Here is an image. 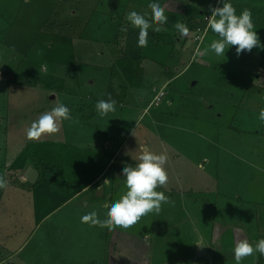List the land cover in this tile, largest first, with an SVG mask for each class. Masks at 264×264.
<instances>
[{
    "label": "rangeland",
    "instance_id": "1",
    "mask_svg": "<svg viewBox=\"0 0 264 264\" xmlns=\"http://www.w3.org/2000/svg\"><path fill=\"white\" fill-rule=\"evenodd\" d=\"M198 1L166 4V14L177 17H171L165 29L177 33V21L190 29L187 36H178L181 50L174 51L177 43L158 57L156 44L138 50L133 45L128 51H114L118 61L113 64L110 55L97 58L102 52L93 42L92 30L106 28L101 33L110 34L112 8L115 14H128L132 0H0V175L8 186L19 185L20 166L37 167L38 159L69 197L73 184L83 187L110 162L106 174L108 179L117 175L113 195L118 199L127 190L122 168L134 164L143 148L169 157V182L157 189L169 202L129 229L112 228L108 243L107 226L81 222L83 215L94 211L93 205L83 212H77L75 204L68 208L70 221L75 220L68 236L79 242L68 247V256H60L67 264H105L106 253V264H236L234 248L239 240L264 238V121L258 119L264 108V0H232L238 15L251 10L261 41L251 50L256 52V70L260 69L251 78L245 72L253 63L252 58L246 61L251 51L238 55V46H232L225 55L216 56L210 50L219 37L211 30L205 32L208 17L212 7L222 5L219 0ZM142 12L151 14L147 9ZM95 14H101L100 19H93ZM138 34L136 28L134 44ZM73 36L78 48L70 39ZM189 53L194 67L173 78L179 61ZM150 59L165 65L158 68ZM145 60L150 61L141 67ZM204 61L212 65L210 70L207 65V71L201 68ZM100 64L105 65V74L97 71ZM234 75L238 83L229 78ZM167 78L172 80L162 89ZM99 94L116 101L115 112L106 117L97 114ZM60 103L71 109L72 118L79 111L87 115L79 116L82 122L77 124L73 119L60 120L58 132L29 140L32 122ZM104 138L112 142L110 154L104 151ZM250 155L256 159L240 161ZM48 186L53 189L56 184ZM3 192L0 207L10 196L14 200L12 192ZM17 203L23 214L31 204L26 199ZM9 208H4L3 217L9 215ZM96 213L103 220L104 213ZM44 244L45 238L39 246ZM200 246L207 256L196 259ZM241 264H264V255L248 256Z\"/></svg>",
    "mask_w": 264,
    "mask_h": 264
},
{
    "label": "crops",
    "instance_id": "2",
    "mask_svg": "<svg viewBox=\"0 0 264 264\" xmlns=\"http://www.w3.org/2000/svg\"><path fill=\"white\" fill-rule=\"evenodd\" d=\"M101 1L103 0H100V2ZM61 2L63 3V0H61ZM160 2L162 6H164L166 9L167 3L169 2L177 3V0H160ZM198 2H200L201 4L202 2L204 3V0L202 1L199 0ZM150 3H151V0H132L130 4L132 5V8L128 10L129 11L135 10L138 12H142V10H145V9L151 10V8L149 7ZM206 3H209V2L206 1ZM114 10H115V6L112 8L113 13H114ZM112 12L111 14H109L110 12L108 11L106 13V14H109L110 19H111V26L109 27L110 34L101 33L100 30H106V28L101 29L100 27L99 28L93 27V30H92V34L96 32L95 33L96 36H94L95 38L93 42L100 45L99 50L102 52L100 53V55H97V58L99 57L100 58L99 60H101L103 59L104 56L110 55L109 61L111 63H113L116 60L118 61V58L114 59L112 55L114 51H123V52L128 51L130 50L131 46L133 45L137 46V39H138V36L136 35V44H134L132 38H134L136 28L130 25L129 22L127 21L126 19L127 14L118 15L115 13L112 14ZM73 13L77 14L76 11H74ZM94 13H96V11H94ZM100 15L101 14H95L93 16V19H100ZM166 15L169 17V22L166 24H162V25H158L155 21H151V14H147L146 16V18H148L151 21V27L149 28V35H148V43H149V46L155 45V44L157 45L156 50L158 51L156 52L158 54V57L161 55L160 52L168 50L169 47L170 49L173 48L174 45H176L177 43H178V48L177 47L173 48L174 51H176L177 49L178 50L182 49L181 42H180L181 40L178 37L179 34L176 32L172 33L170 30H168V28L165 29V27H167L172 21L171 17L175 18L177 16H174L172 14H166ZM102 17H105V15ZM119 17L123 18L122 21L119 20ZM88 27H89V24L86 27V31ZM157 27L159 28V31L154 30ZM115 32H116V36L113 37L112 35ZM84 33L85 32H83V34ZM99 35L103 37H100ZM108 35H111V37L107 38ZM121 36L122 38H120ZM166 38L169 40H167ZM70 39L73 40L74 48H78L76 46L77 42H75L77 40L76 37L73 36ZM82 39L83 38L80 37V40ZM103 43H105L106 46H104ZM147 47L148 45L146 46V48ZM138 49L139 47H137V50ZM107 52L109 53L107 54ZM183 57L187 59L183 58L184 60L183 62L179 61L178 67H177V74L173 78H176V77L180 78L184 76L186 73L189 72V70H191L194 67V64L191 60L192 58L191 53L188 54V57H185V56ZM246 58H247L246 61H249L250 58L253 59L251 68L249 69L246 68L245 70V72L248 75V78H251L256 74V71L258 72V70H260L259 68L256 70L255 50L249 52ZM150 60L153 62L152 65L153 66L157 65L158 68H162L163 65H165V63L161 62L160 59L157 61L156 59H150ZM150 60H145L141 64V67H144V63ZM186 61L188 62L187 64H185ZM173 65L175 66L176 64L174 63ZM206 65H207V69L210 70L212 65L208 64L205 61L201 65V68L206 70L205 68ZM97 67H98L97 68L98 72H100L101 74H105V69H106L105 65L100 64ZM202 69L198 68L197 72H201ZM110 78H112V75H110ZM229 78L232 79L231 81L233 83H238L237 76L235 75L229 76ZM171 80L172 78L165 79V85L162 87V89L165 88L166 84H168ZM260 81H261V78L260 80H258V82ZM198 82L199 80H196L195 84H197ZM110 83H112V81H110ZM114 89L116 93L118 91V85ZM114 89H112L113 93H114ZM110 94L111 93L109 92L107 95H110ZM118 94L116 93V95ZM107 95L102 96L101 94H99L98 96H95V99L96 100H99L101 98L105 99ZM229 96H231L232 98L235 97V95L230 91H229ZM115 97L116 96L113 95V98ZM76 113L78 115H76L72 119L74 123L76 124L81 123L82 119L79 116H82L83 113L85 114L86 111L85 112L79 111V113L78 112ZM89 124H92V122H90ZM93 124H95L94 120H93ZM103 140H104L103 142L104 151L110 154V151H112V142L111 140H108L107 138L106 139L104 138ZM7 148H8L7 152L9 153L10 152L9 147ZM15 152L18 154L19 151H15ZM252 158H254L255 160L256 155H250L247 157L242 156L240 157V161H243V162H245L246 160L251 161L250 159ZM35 160L38 166L36 167L35 164H32L30 166H32L40 175L37 184L31 185L25 179V172L27 171V168L29 166V163H27L24 167L20 166V168L23 169V170L21 169L22 171H19L21 172V174L17 173L16 179H19V181L17 182V184L19 185L18 186H13V185L7 186L8 188L7 191H5L4 189L3 193L7 194V192L10 191L14 194V200H12L10 196L7 204L2 203L0 207V264H41V263L42 264L43 263L45 264H67L66 259L62 258V260H60V256L61 257L68 256L69 254L67 255V253L69 251V248H71L70 246L75 245L76 243L79 242L78 240L76 242L70 236H68L67 230L70 228V226H73V222L75 221V220L70 221L69 216H68L69 214L67 213L68 208L71 207V205L75 204V208L79 210L77 212H81V211L83 212L91 204L94 206V211L96 212L100 211V213H104L106 217L107 215L106 206L115 199V195H113V192H115L113 190V184H114L113 181L117 175H114L113 179L112 178L108 179L107 178L108 173L106 174L107 172L106 170L109 167L110 162H108L105 165L101 173L95 175L92 178V180L88 182L87 184H85L83 187L79 188L73 184V186L75 187L74 193H72V196L67 197V194H70L69 191L67 192L65 189H58L60 184L57 180H54L55 182L51 181V179L55 177L56 175H54L52 172L48 171L46 168L44 169L41 166V165L47 166V164H45L44 161L42 162L38 159H35ZM204 161L208 162L207 158H205ZM49 173H52V174H49ZM50 183H55L56 187L53 189H50L48 186L50 185ZM102 188L104 189L103 197H102V194L99 193V191ZM15 195L19 196L20 198L15 197ZM87 195H90V196H87ZM5 199L6 198H4L3 200L6 201ZM21 199H24V200L26 199L27 202L31 203L26 208H24L25 209L24 214L22 211H20V209L22 208L17 203L18 200H21ZM12 201H13V204H12ZM15 203L17 205L16 207L17 209L13 208ZM19 203L21 204V202ZM7 207H10L8 209L10 213L9 215H5L3 217L2 216L3 210L4 208L6 209ZM43 210L45 212H43ZM77 224H78V221H77ZM44 227L45 229L43 230ZM112 235L113 234L111 230L107 228L106 237L109 238L108 240H106L107 243L112 238ZM43 238H45V244L42 246L41 245L39 246L41 242L43 243ZM27 250L29 251L28 254L26 253ZM105 255H106V258H104V260L107 262V260L109 261L108 253H106ZM48 261L50 263H48ZM69 264H71V262ZM101 264H104V263L101 262Z\"/></svg>",
    "mask_w": 264,
    "mask_h": 264
},
{
    "label": "clouds",
    "instance_id": "3",
    "mask_svg": "<svg viewBox=\"0 0 264 264\" xmlns=\"http://www.w3.org/2000/svg\"><path fill=\"white\" fill-rule=\"evenodd\" d=\"M222 6L212 7L211 16L208 17L205 32L211 30L218 34V39L210 44V50L216 56H223L232 46H238V55L245 50L251 51L261 44L252 19V12L244 9L239 15L232 0H219ZM151 21L158 25L169 22L166 9L160 0H151ZM144 12L130 11L127 14V21L130 25L139 29L137 47H145L148 44L149 28L151 21L146 18ZM175 29L180 38L189 34V27L181 21L175 23ZM159 31L157 27L154 29ZM96 112L100 117H106L109 113L116 111V101L111 97L99 99L95 105ZM72 119L71 109L63 103L52 108L51 111L43 113L38 120L32 122L27 130L29 140H39L45 133L52 134L59 131L60 120ZM258 119L264 121V108L259 111ZM136 136V129L132 133ZM168 155L165 152L155 153L151 148L145 147L136 158L134 164H126L122 168V177L125 180L126 192L118 199L111 201L107 207V215L101 220L98 214L93 211L81 217L82 223L91 222L101 228L107 226L112 228L129 229L142 217L152 212H159L162 204L169 202V198L158 188L169 182V172L166 167ZM8 181L4 175H0V190L6 189ZM259 253L264 255V238L255 242L248 239L239 240L234 248L236 264L248 256Z\"/></svg>",
    "mask_w": 264,
    "mask_h": 264
},
{
    "label": "water",
    "instance_id": "4",
    "mask_svg": "<svg viewBox=\"0 0 264 264\" xmlns=\"http://www.w3.org/2000/svg\"><path fill=\"white\" fill-rule=\"evenodd\" d=\"M39 173L32 167L29 166L27 171L25 172V179L26 181L31 184V185H35L37 184L38 180H39ZM99 193L102 194V197L104 195V189L102 188ZM207 256V252L205 250V248L203 246H200L197 251H196V259L198 258H202V257H206Z\"/></svg>",
    "mask_w": 264,
    "mask_h": 264
},
{
    "label": "trees",
    "instance_id": "5",
    "mask_svg": "<svg viewBox=\"0 0 264 264\" xmlns=\"http://www.w3.org/2000/svg\"><path fill=\"white\" fill-rule=\"evenodd\" d=\"M121 63H122V62H121ZM133 63L135 64V62H134V61H131V62H130V64H133ZM123 64H124V63H123ZM29 186H30V185H29Z\"/></svg>",
    "mask_w": 264,
    "mask_h": 264
}]
</instances>
